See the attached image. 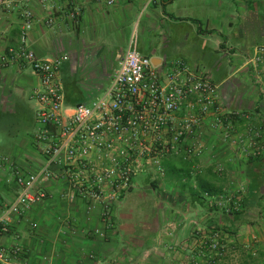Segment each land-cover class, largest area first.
<instances>
[{
	"label": "crops",
	"instance_id": "0c3cea01",
	"mask_svg": "<svg viewBox=\"0 0 264 264\" xmlns=\"http://www.w3.org/2000/svg\"><path fill=\"white\" fill-rule=\"evenodd\" d=\"M109 1L33 0L28 4L34 21L29 46L41 57L68 56L59 74L65 103L74 106L81 104L80 99L96 98L129 48L151 55L155 64L165 67L182 60L209 75L218 87L219 103L235 115L236 127L243 130L250 124L260 132L261 154H242L210 128L207 118L202 126V156L193 162L163 159L162 185L146 178L126 198L88 204L69 199L68 184L53 180L43 186L45 199L24 215L12 217L11 235L0 237V246L21 245L26 254L19 261L24 264L98 260L100 264H174L170 250L175 243L161 232L158 218L171 210L191 215L196 206L195 215L207 219L188 230L207 229L213 222L204 211L203 196L225 191L227 186L242 195V216L228 224L235 237L240 236L236 241L240 248H249L252 238L264 239V71L248 65L255 48L264 45V0ZM21 23L18 12L0 10V54L6 45L18 43ZM151 34L156 36L154 44ZM37 85L28 69L0 68V135L12 140L5 151L0 149V212L17 194L14 171L34 172L44 162L40 145L31 147L29 133L22 132L33 122L37 125L32 96ZM28 100L35 105L28 107ZM237 137L234 133L233 139ZM216 165L224 169L221 176L214 173ZM196 166L200 173L195 172ZM30 223L37 228L31 229ZM210 228L222 230V220Z\"/></svg>",
	"mask_w": 264,
	"mask_h": 264
},
{
	"label": "built area",
	"instance_id": "2783aa9c",
	"mask_svg": "<svg viewBox=\"0 0 264 264\" xmlns=\"http://www.w3.org/2000/svg\"><path fill=\"white\" fill-rule=\"evenodd\" d=\"M32 1L0 0V10L18 12L22 18L18 43L6 45L0 68L19 66L38 80L32 91L37 103L35 141L44 162L34 172L14 171L17 194L0 212V237L11 235L12 217L24 215L46 198L43 186L53 180L68 184L69 199L92 204L126 198L139 183L138 176L157 182L164 175L165 156L183 162L200 158L207 118L210 128L242 154H261L260 132L248 124L233 139L235 115L219 103L218 87L206 72L182 60L165 67L129 48L101 94L87 104H66L59 74L68 56L41 57L28 44ZM248 65L264 71V45L255 48ZM223 171L220 165L214 168L218 176ZM195 172L200 173V167ZM30 228L37 225L30 223ZM25 254L19 244L0 246V264H24L19 259ZM88 258L95 260L93 255Z\"/></svg>",
	"mask_w": 264,
	"mask_h": 264
},
{
	"label": "rangeland",
	"instance_id": "374dc122",
	"mask_svg": "<svg viewBox=\"0 0 264 264\" xmlns=\"http://www.w3.org/2000/svg\"><path fill=\"white\" fill-rule=\"evenodd\" d=\"M139 22L140 20H138V23ZM182 26L184 28L182 29V31L185 32V23H182ZM141 30L142 25L140 27V31ZM182 31L180 30V33H182ZM155 39L156 36L151 34L149 40L152 41V44H154ZM150 50L152 52L153 49ZM138 54L142 55L140 51H138ZM148 57L151 58V55H149ZM108 84L109 83H104L103 87H101L98 92L101 94L103 90L108 86ZM80 100L81 103L84 104H87V102H89L86 101V99ZM26 104H28V107H32L33 105H35L34 101L29 102V100ZM13 115L15 114L13 113ZM235 125L236 124L234 123L235 133L240 134V130L242 129H239L238 126L236 127ZM246 126L247 124L243 127V129H245ZM36 131L37 125L35 122H33L31 126L26 130L22 131L23 134L29 133L28 138L31 147L34 144L37 145L35 139H33V135L36 133ZM3 140L4 142H2ZM11 143L12 140L9 137H7L6 135H0V149L2 151H5L9 146H11ZM166 157L173 158L174 156H165L162 158V162ZM163 168V177L158 178L157 182H155L159 183V185H162L166 174L164 164ZM146 178L148 177L138 176L137 180L143 181ZM225 189V191H220L219 193L210 194L207 192L203 196V202L205 204L204 211L210 214L208 216H211V219L208 221L213 222V224H211L212 226L210 227H213L214 225L216 227L219 226V221L221 222L222 220V230H219L217 228L212 229L210 227L204 230H188L189 228H191V226H195L197 223H203L204 220L207 219V217H205L203 214L199 216L195 215V212L197 211L196 206H194V212L191 215H188V213L187 215H183L182 211L176 213V210H171V212H166L168 214H163L158 218L157 223H159L161 232L163 230V233L166 236L170 237L175 243L173 245V248L170 250L172 252V256L175 259L173 260L174 264H262V262L264 261V239L260 238L263 237L252 238L249 248H240L239 242H236L240 236L235 237V233H232L229 230L228 223H224V218L226 215L237 213L242 208L240 201L242 195H237L233 192V190L229 189L228 186ZM112 205L113 203L111 201L110 206ZM208 221L206 220L205 222ZM225 228H228L229 231L225 230ZM159 239L164 238L161 237ZM252 253H255L256 256L253 257L251 255ZM249 257H251V259Z\"/></svg>",
	"mask_w": 264,
	"mask_h": 264
},
{
	"label": "trees",
	"instance_id": "16d2710c",
	"mask_svg": "<svg viewBox=\"0 0 264 264\" xmlns=\"http://www.w3.org/2000/svg\"><path fill=\"white\" fill-rule=\"evenodd\" d=\"M241 216H242V213L241 212L233 213L231 215H226L225 218H224V223L225 224L226 223H228V224H234L236 222V220H239L241 218Z\"/></svg>",
	"mask_w": 264,
	"mask_h": 264
}]
</instances>
